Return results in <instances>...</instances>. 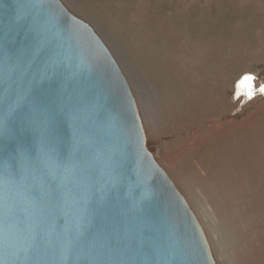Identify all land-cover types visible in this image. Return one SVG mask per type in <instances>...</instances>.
I'll return each mask as SVG.
<instances>
[{
	"label": "water",
	"instance_id": "obj_1",
	"mask_svg": "<svg viewBox=\"0 0 264 264\" xmlns=\"http://www.w3.org/2000/svg\"><path fill=\"white\" fill-rule=\"evenodd\" d=\"M0 264H217L115 59L60 0H0Z\"/></svg>",
	"mask_w": 264,
	"mask_h": 264
},
{
	"label": "bare ground",
	"instance_id": "obj_2",
	"mask_svg": "<svg viewBox=\"0 0 264 264\" xmlns=\"http://www.w3.org/2000/svg\"><path fill=\"white\" fill-rule=\"evenodd\" d=\"M67 1L95 22L61 1L110 49L146 148L185 197L216 263L264 264V96L239 112L229 103L239 72L264 66V40L250 26L209 22L208 12H177L173 0Z\"/></svg>",
	"mask_w": 264,
	"mask_h": 264
},
{
	"label": "rangeland",
	"instance_id": "obj_3",
	"mask_svg": "<svg viewBox=\"0 0 264 264\" xmlns=\"http://www.w3.org/2000/svg\"><path fill=\"white\" fill-rule=\"evenodd\" d=\"M65 6L74 14L78 15L79 17L85 19L86 21H88L91 26H95V22L91 20V18H89L87 16V14L80 8L73 6V4H70L67 0H61ZM174 2V9H176L177 12L181 11L182 13L188 12V10H192V13L194 14V16H196V18L200 17V15H203L204 13L208 12L209 14H211L208 18H209V22H218L219 18L222 17L225 20H227L228 25H230V27H233L232 24H234L235 26L233 27V29H240L242 27L246 26V30L247 32H252L250 34H252L253 36H255L254 38H256V40H258L259 43H262L261 41L264 40V14L262 12V10H264V0H173ZM189 1V2H187ZM192 1V3L190 2ZM214 1V2H212ZM186 2V3H185ZM191 3V4H189ZM198 3V4H197ZM261 3V4H260ZM184 4V5H183ZM189 4V5H188ZM196 4V6H194ZM176 6V7H175ZM180 6V7H179ZM189 6V8H188ZM227 6V7H226ZM243 6V7H242ZM245 6V8H244ZM182 7V9H181ZM183 7H185L183 9ZM192 7V8H191ZM247 7V8H246ZM252 7V8H251ZM229 8V9H228ZM241 8V10L239 9ZM254 8V9H253ZM181 9V10H180ZM188 9V10H187ZM200 9V10H199ZM234 9V11H233ZM252 9V10H251ZM184 10V11H183ZM217 10V11H216ZM224 10V11H223ZM245 10V11H244ZM223 11V12H222ZM254 11V12H253ZM262 13H261V12ZM180 12V13H181ZM203 12V13H202ZM219 12V13H218ZM241 12V13H240ZM244 12V13H243ZM246 12V14H245ZM259 12V13H258ZM216 13V14H215ZM227 13V14H226ZM233 13V14H232ZM261 13V14H260ZM207 14V13H206ZM229 14V15H228ZM245 14V17H244ZM248 14V15H247ZM216 15V16H215ZM233 15V16H232ZM238 15V16H237ZM225 16V17H224ZM259 16V17H258ZM235 17V18H233ZM238 17V18H236ZM240 18V19H239ZM253 19L254 21H252L251 19ZM255 18V19H254ZM261 18V19H260ZM247 19V20H246ZM250 19V21H249ZM235 20V21H234ZM240 20L241 21V26L240 24ZM243 20V21H242ZM246 20V21H245ZM248 21V22H247ZM261 21V22H260ZM233 22V23H231ZM237 22V23H235ZM250 22V23H249ZM260 22V23H259ZM247 23V24H246ZM258 24V25H257ZM238 25V26H237ZM248 26V27H247ZM255 29H254V28ZM262 27V28H261ZM251 29V30H250ZM262 29V30H261ZM254 30V31H253ZM260 32V34H259ZM110 50V49H109ZM240 74L238 76H236V80L242 75V74H246V73H251L253 75L256 76V84H264V66H262L259 63H254L252 66H249L248 68H245L244 70H242L241 72H239ZM235 80V81H236ZM233 93H234V88L232 91V97L230 100V112L233 111V113L237 110L238 107V112L241 111V106L245 103V100L242 98L240 101H237L233 98ZM243 101V102H242ZM239 102V103H237ZM249 101L246 102V104ZM242 105H241V104ZM234 109V110H233ZM197 126V125H195Z\"/></svg>",
	"mask_w": 264,
	"mask_h": 264
},
{
	"label": "snow or ice",
	"instance_id": "obj_4",
	"mask_svg": "<svg viewBox=\"0 0 264 264\" xmlns=\"http://www.w3.org/2000/svg\"><path fill=\"white\" fill-rule=\"evenodd\" d=\"M256 76L251 73L242 74L234 82L233 98L240 101L242 98L245 102L254 99L257 95L264 96V84L255 83Z\"/></svg>",
	"mask_w": 264,
	"mask_h": 264
}]
</instances>
